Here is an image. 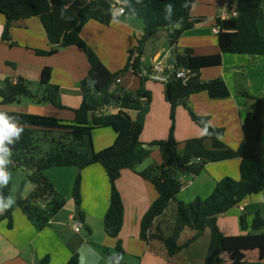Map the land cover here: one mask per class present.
<instances>
[{
    "label": "trees",
    "instance_id": "trees-1",
    "mask_svg": "<svg viewBox=\"0 0 264 264\" xmlns=\"http://www.w3.org/2000/svg\"><path fill=\"white\" fill-rule=\"evenodd\" d=\"M72 1V2H70ZM0 0V14L6 19L2 33L3 40H10V29L16 21L39 17L44 27L51 50L40 55L52 56L53 47H78L82 49L89 62V72L81 81V105L74 109L75 119L66 123L53 117L41 116L16 110L6 106L18 103L21 99L34 100L41 104L58 107L60 89L51 83L52 68L44 67L40 76L43 89L41 96L32 92L30 83L18 78L16 83L7 80L0 88V113L9 123L23 129L18 135L4 142L3 157H10L8 167L25 168L31 171L30 182L35 190L23 197L18 193L11 205H6L12 185L0 182V203L5 205L0 214V223L8 220L12 227V213L21 210L35 222L39 229L49 225L51 218L64 202L52 182L45 176L50 168L76 167L79 174L74 187V201L80 205L81 171L92 165H100L106 172L110 183V204L104 219V230L111 238H117L124 223V205L117 181L124 170H135L152 154L151 147H159L162 162L155 163L139 172L150 181L157 192V198L145 213L141 223L140 238L149 246L161 247L169 261L177 256L190 243L194 242L206 230L210 232V244L204 264H226L223 255L246 250H264V233L242 236H225L220 231L217 218L229 210L246 204L247 200L257 194L264 195V97H253L247 92L242 96L252 100L242 123L243 143L239 151L227 148L221 141L222 129L209 124L207 117L196 115L188 106V99L198 93H207L211 99L225 98L230 95L222 79L201 80L200 69L219 66L221 55L196 57L191 49L180 53L177 43L181 36L203 19L192 16V9L197 0H118L125 14L140 19L144 23L143 37L138 41L136 50L131 51L127 67L139 75L143 44L160 30L167 29L170 43L174 49V61L171 74L179 69L189 70L192 77L184 82L173 76L165 84V98L170 105L172 121L167 139L144 145L140 138L144 126V115L150 104V94L143 88L137 93L118 88L116 80L126 70L113 73L82 40L81 31L90 21L110 26L116 20L114 6L107 0ZM264 0H238L237 17L224 21L216 20L220 27L218 43L222 53L248 54L264 56V35L258 23L263 17ZM176 25L169 28L170 24ZM143 82L146 80L142 78ZM118 109L116 113L108 112V107ZM179 106H184L190 113L192 121L204 131V137L184 141L183 152L179 151L181 143L175 136V114ZM138 111L132 119L127 110ZM112 128L116 133L114 143L96 152L91 138L94 128ZM210 139L211 147L205 141ZM48 142L49 149L42 150L39 141ZM241 158L240 180L226 177L217 182L212 194L205 198H196L185 203L179 200L183 183L180 177L185 173L199 176L209 163ZM51 208L46 210L44 205ZM82 218L81 212L77 213ZM244 225L246 218L241 217ZM190 229L196 235L184 244L180 243L182 233ZM115 264L123 262L124 251L120 241L116 243L115 254L106 253ZM48 258L42 264H48ZM171 263V262H170ZM67 264H80L74 255Z\"/></svg>",
    "mask_w": 264,
    "mask_h": 264
},
{
    "label": "crops",
    "instance_id": "crops-1",
    "mask_svg": "<svg viewBox=\"0 0 264 264\" xmlns=\"http://www.w3.org/2000/svg\"><path fill=\"white\" fill-rule=\"evenodd\" d=\"M225 2V0L214 2L197 0L192 9V16L203 20L181 36L177 48L180 53H183L185 49H191L196 57L222 56L221 65L200 69L199 77L204 81L222 79L226 83L230 95L225 98L211 99L207 93H198L192 95L187 104L196 115L207 117L212 127L222 129L221 141L227 148L237 152L243 143L242 123L249 106L252 104V100L242 96L241 92H247L257 98L264 97V56L222 53L218 43V34L213 32V28L216 26V18ZM237 2L238 0H228L229 5L235 8ZM262 10L264 9L262 8ZM142 22V20L134 19L125 13L122 15L116 13V20L110 26L102 25L96 21L88 22L81 31V38L101 59L102 55L98 47L102 45L112 51L110 47L125 46L129 49L133 43L134 45L138 43L144 34L145 26ZM5 24V17L0 14V88L4 86L7 80L16 83L18 78H23L30 83V89L35 87L37 90L34 93L41 96L43 91L40 85L41 72L44 67H51V83L60 89L58 107L37 103L30 99H21L20 102L6 107L11 110L53 117L66 123L74 122L73 110L78 108L82 101L80 84L87 77L90 67L85 52L78 47L65 48L58 45L53 47L56 51L54 55H40L39 53L49 52L51 45L39 17L14 22L10 29V40L7 41L2 39ZM262 24L263 22L260 21L258 27L261 34L264 35ZM169 33L167 29H163L152 38L146 39L142 53L138 57L141 71H151L155 61L167 62L170 56ZM96 35H100L102 38L98 39ZM133 47L135 48V46ZM125 57L126 54H124ZM113 58V55H109L106 57L109 63L104 62L103 59L101 61L111 72L126 70L123 64L118 63L116 57ZM72 65L75 66L74 69L81 71L80 76L71 70ZM129 72L131 73L129 77L121 78L120 83L116 86L134 92L139 89L142 80L139 75L134 74L132 68L129 69ZM145 83L146 80L143 84ZM164 91L154 93V101H160L156 111H161L162 117L169 112V104L164 99ZM154 101L149 113L153 111ZM116 112L117 110H111L110 113ZM127 113L130 115L129 110ZM181 119L184 121V133L180 135L178 130L180 127L182 128ZM204 135V131L190 120L186 109L183 106L178 107L176 139L179 142H184L189 139L202 138ZM159 137L158 140L165 139L166 136L162 132ZM115 139L116 133H113L110 140H107L102 147L111 146ZM205 143L207 147L212 146L210 139H207ZM102 147L95 148L94 146V149L98 152L106 148ZM156 161L160 164L162 157H160L159 162L157 159ZM240 165L241 158L237 157L232 160L209 163L199 176L191 175L193 178L187 182L183 179L184 177H180L183 188L179 194V200L189 203L196 198L205 199L209 197L221 179L226 177L240 179ZM68 168L74 169L54 171V168H50L44 173L58 193L59 188L65 189L62 190L63 193L60 191L64 198L69 197L66 191H69V187L71 189L78 175L76 167ZM103 170L100 165H92L81 171L79 212H81L82 218H78V214H74L70 209L66 214L54 215L46 228L35 231L34 225L30 224L27 217L21 213L22 211L15 209L12 213L11 228L8 227L6 221L0 223V264H42L41 261L45 258L49 259V264H67L74 255L79 257L80 264H115L106 253L111 255L115 253L117 241L121 242L124 254L129 253L132 257L140 259L138 263H135L129 257L123 256L124 260L127 259L132 264H177L172 259L169 261L164 250L158 252V249H162L161 247L154 244L143 247L145 244L142 239L131 238L125 233L130 223L128 209L124 208V225L119 239L111 238L106 234L104 219L110 204V183ZM134 171L136 170L123 171L121 181H117L116 184L123 199L124 196L127 197L124 191L131 199L132 226L134 221L137 222L138 219V225H141L142 213H145L157 198V192L154 191L149 182L137 175L135 178L132 173ZM59 174L63 177L54 180L53 177ZM184 175L186 174L184 173L182 176ZM133 181L134 184H131ZM2 182H9L11 185L14 183L10 179ZM122 182H124L123 186L130 182L128 186L131 188L124 190V187L121 186ZM249 203H260V207L264 208V195L252 196L246 202V204ZM5 204L11 203L6 202ZM4 210L5 205L0 203V214L4 213ZM240 211L238 207H235L217 218V224L222 234L225 236H242L264 233V227L250 231L254 216L246 218L245 223L248 226L241 230L239 225ZM137 212L140 215L134 217L133 213ZM262 215H264V209ZM74 219L82 223L79 232H76L73 223L71 224ZM241 252L248 253L245 255H238L237 252L224 254L223 258L226 264H264V250Z\"/></svg>",
    "mask_w": 264,
    "mask_h": 264
},
{
    "label": "rangeland",
    "instance_id": "rangeland-1",
    "mask_svg": "<svg viewBox=\"0 0 264 264\" xmlns=\"http://www.w3.org/2000/svg\"><path fill=\"white\" fill-rule=\"evenodd\" d=\"M70 2H72V1H70ZM262 8L264 9V2L262 3ZM134 19H136V18H134ZM138 20H140V19H138ZM260 21L263 22L262 28H264V10H263V17H262V19ZM96 37L98 39L102 38V36H100V35H96ZM138 44L139 43H136L134 45V43H133L131 45L132 48L130 47L131 49L130 48L127 49L125 46H117V47H110V49L112 50V51H110L107 47H105L103 45L101 47H98V49L100 50V53L102 55L101 59H103L104 62H106V63L108 62L107 59H106L107 56L113 55L114 58L116 57L118 59V63L119 64H123V66L125 68V67H127V63H128V59L130 57L131 51L136 50L135 48L138 46ZM133 46H135V48ZM111 52H112V54H111ZM124 54H126L125 58H124ZM74 68H75V66L72 65L71 70L73 72H75L76 74H79V76H80L81 71L76 70ZM129 69H130V67H128V69L121 76H119L120 81H121V78L129 77V74H131L129 72ZM113 73H118V71L113 72ZM145 73H146V76L148 77L146 79V83H145L146 85L143 84V80L141 79L142 82H140V84H139L140 87H139V89L137 91H139V90H141L143 88L145 91L149 92V94H150V104H149L147 112L144 115V126H143L142 135H141V138H140L141 142L144 143V145L147 146V144H150V143H152L154 141H161V140L167 139L169 134H170L172 121H171V118H170V105H168L169 106L168 107V109H169L168 114L165 113V115H163V117H162L161 116V111H159V110L156 111V108H157V106H158L160 101H158V100L154 101V96H155L154 93L157 94L158 92L160 93V91L165 90V86L166 85L165 84H161V83H156V82H153L152 80H150L149 76L152 74L151 71L146 70ZM119 87H122V86H119ZM31 89H32L33 92H36V90H37V89H35V87H32ZM137 91L133 92V91L129 90L128 92L137 93ZM164 99H165L166 103L169 104L167 102L166 98H165V93H164ZM153 101H154L153 111L151 113H149V111L151 110V106H152ZM185 109L187 111V114H188L190 120H192L189 111L187 110V108H185ZM129 112H130V117L132 119H136L138 111L129 109ZM186 121H188V120H186ZM174 124H175V127H174L175 129L174 130H175V133H176V129H177V110H176V114H175V122H174ZM180 124L182 125V128L181 127L179 128L178 133L181 135V134L184 133L183 132L184 121L182 120L180 122ZM162 132H164V136H166V137H165V139L161 138V139L158 140L157 138H160L159 136L162 134ZM113 133H115V132L110 127L109 128H94L92 130V134H91L93 147L94 146H95V148H100V146L102 147V145L105 144L107 140H110V138L112 137ZM180 143H181V146L179 147V151L183 152V146H184L183 143L184 142L182 141ZM38 146H40V148L42 150H45V151H47L49 149L48 142H44L43 140L38 142ZM104 147L107 148V145L104 146ZM104 147H102V148H104ZM151 149H152L151 156L148 159H146L142 164H140L137 169L135 168L136 171L132 172L133 176L135 178H136V175L141 178V176L139 175V172L143 171L146 167L148 168L150 164L157 163L156 159L158 160V162L160 161V157H162V155H161V151H160L159 147L153 146V147H151ZM4 159H5V164L3 165V169H4V172H5L6 176H7V179H10V180H12L14 182L13 185H12V189L10 191L9 197H8L6 202L13 204L15 202V200L17 199V196H18L17 193L21 192V195L23 197L24 196L27 197L28 195H30L35 190L34 188H36V185L34 183L30 182V180L28 178L29 175H31V171H28L27 169H25L23 167L22 168L11 169V168L8 167V163L11 162L10 157H5ZM54 169H55L54 171H65V170L74 169V168L58 167V168H54ZM75 169H76L77 174H79V172H80L79 169L78 168H75ZM71 171H75V170H71ZM103 171H104V174L106 175V178H108L105 170H103ZM130 171H133V170H130ZM77 176H76V179H77ZM121 176H122V174H121ZM62 177H63V175L59 174L58 176H56V177L54 176L53 178L55 180L56 178L60 179ZM181 177H184L183 179L185 180V182H187L188 180L193 178V177H191V175H187V174L184 175V176H181ZM76 179L74 180V183H73V186L71 187V189L69 187V191H66V193L69 196V197H67L68 199L61 196V194L63 193L62 190H65V189H63V187H62V190L59 188V190L62 192L61 193L59 191V199H61V201L64 202V206L57 213H55V215L58 214V213H60V214L65 213L66 214L67 211L70 210V209L74 212V214H76V209L77 208L80 209V205H76V203L74 201V187H75ZM233 180L234 181H239L240 179H234L233 178ZM27 181H29L28 184H26ZM145 181L149 182V184L153 187L154 191L156 192V190L154 188V185L148 180H145ZM123 183L124 182L121 183V186L124 187V190H126L127 188L129 190L131 188V187L128 186V183H130V182H127L124 186H123ZM131 184H134V181ZM117 189H118V186H117ZM118 191H119V189H118ZM80 193H81V186H80ZM120 194H121V192H120ZM124 194L127 195L128 199L125 196H124V199H123L122 194H121V197H122L124 208L126 210L128 209V216L130 218V223L128 224L129 226L126 229L125 233L128 234V236H130L131 238H139V239H141L140 238L141 225H138L139 219H138L137 222H136V220L134 221L133 226L131 225V211H130L131 199L128 196L126 191H124ZM249 199H248V201H249ZM80 201H81V197H80ZM11 204H9V205H11ZM44 206H45L44 208L46 210H49L51 208L47 204L44 205ZM261 209L263 211L264 208L261 207ZM148 210H149V208H148ZM21 213L27 217V219L30 221V224L32 223L34 225V226L33 225L32 226H33L35 231L42 230V229H39V227L35 224V222L31 221L28 218V215L26 213H23V212H21ZM145 213L143 212L142 215H141V220H140L141 223H142V219H143ZM245 213L246 212H241V211L239 213V215H240V217H239V225H240V229L241 230L245 229L244 225H242L241 222H240L241 217L244 216ZM133 214H134V217H138L140 215V213H138V212L137 213H133ZM124 215H125V210H124ZM253 216H254V214H249L248 218L253 217ZM4 221H6L8 223V220H4ZM72 223H74V222H71V224ZM245 224H247V223H245ZM123 225H124V223H123ZM247 226H248V224H247ZM122 230H123V227H122ZM122 230H121L119 236L117 238H114V239H119V237H120V235L122 233ZM250 231H252V226L250 227ZM263 231H264V228H263ZM136 232H137V235H136ZM195 235H196V231H193V230H190V229H186L181 235L180 243L181 244L186 243L187 241L191 240ZM143 242L145 244V246L143 245V247H147V245H148L147 242H145V241H143ZM209 244H210V232L208 230H206L204 233L200 234V236L197 237V239L194 242L190 243L187 248H184L181 251V253H179L177 256L173 257L172 261L174 263H177V264H202V262L205 260L207 254H208ZM160 251H163V249H158V252H160ZM246 253H248V252H246ZM246 253L245 252H237L238 255L239 254L245 255ZM123 256L125 258L129 257L130 260L135 262V263H138V261L140 260V259H138V257L137 258L132 257V255L129 254V253H125ZM124 257H123V262L125 264L126 263L127 264H132L127 259L124 260Z\"/></svg>",
    "mask_w": 264,
    "mask_h": 264
},
{
    "label": "built area",
    "instance_id": "built-area-1",
    "mask_svg": "<svg viewBox=\"0 0 264 264\" xmlns=\"http://www.w3.org/2000/svg\"><path fill=\"white\" fill-rule=\"evenodd\" d=\"M211 2L214 1H218V0H209ZM226 2L223 4L222 9L220 10V14L217 16L216 20H227L233 17H237L238 16V12L236 10L235 7H231L228 3V0H225ZM120 4V3H119ZM114 11H115V15L116 13L118 15H122L125 13L124 8L120 7L119 5L117 7L114 6ZM213 32L216 34L220 33V27L216 24V26L213 28ZM171 68L172 66H168L167 62H162V61H155L152 68H151V72L152 74L149 76L150 80L157 82V83H161V84H167L170 80V78H172V76L175 79H181L184 82L188 81L191 77H192V73L189 70H185V69H179L177 70L174 74H171ZM140 77L142 78H146V73L145 72H141L140 73ZM120 83V79L118 78L116 80L115 85H118ZM108 112H111V110H117L118 109L110 106L108 107ZM246 207L247 204H240L238 206V208L242 211V212H246ZM73 228L76 232H79V230L82 227V223L78 220L73 221Z\"/></svg>",
    "mask_w": 264,
    "mask_h": 264
},
{
    "label": "water",
    "instance_id": "water-1",
    "mask_svg": "<svg viewBox=\"0 0 264 264\" xmlns=\"http://www.w3.org/2000/svg\"><path fill=\"white\" fill-rule=\"evenodd\" d=\"M107 2H109L110 4H112L113 6L117 7L119 5V1L118 0H107ZM176 25V22H173L170 24V27H173ZM169 47H170V51H169V58L167 59V65L168 66H173V64L175 63L174 61V49L172 48V45L170 43V41H168ZM29 181H27L26 184H28ZM76 213H79V208L76 209ZM249 214H254V219L252 222V230H258L262 227H264V215H262V209L260 207V203H249L247 204L246 207V213L244 215L245 218H247L249 216ZM244 228H247V224H244Z\"/></svg>",
    "mask_w": 264,
    "mask_h": 264
},
{
    "label": "clouds",
    "instance_id": "clouds-1",
    "mask_svg": "<svg viewBox=\"0 0 264 264\" xmlns=\"http://www.w3.org/2000/svg\"><path fill=\"white\" fill-rule=\"evenodd\" d=\"M23 129H18L15 125L9 123L8 119L0 113V153L5 151L3 145L6 140H9L12 136L18 135ZM5 164V159L3 155H0V182L5 181L7 176L4 172L3 165Z\"/></svg>",
    "mask_w": 264,
    "mask_h": 264
}]
</instances>
